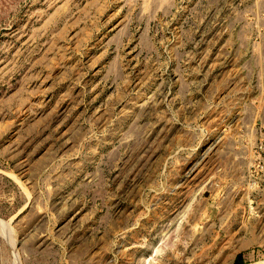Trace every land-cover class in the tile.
Returning a JSON list of instances; mask_svg holds the SVG:
<instances>
[{
	"label": "rangeland",
	"instance_id": "obj_1",
	"mask_svg": "<svg viewBox=\"0 0 264 264\" xmlns=\"http://www.w3.org/2000/svg\"><path fill=\"white\" fill-rule=\"evenodd\" d=\"M0 264H264V0H0Z\"/></svg>",
	"mask_w": 264,
	"mask_h": 264
}]
</instances>
